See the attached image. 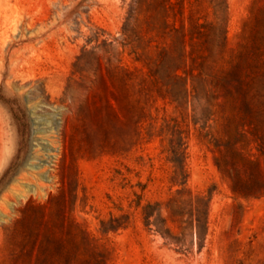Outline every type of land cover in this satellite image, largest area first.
Here are the masks:
<instances>
[{
    "label": "rangeland",
    "instance_id": "374dc122",
    "mask_svg": "<svg viewBox=\"0 0 264 264\" xmlns=\"http://www.w3.org/2000/svg\"><path fill=\"white\" fill-rule=\"evenodd\" d=\"M0 264H264V0H0Z\"/></svg>",
    "mask_w": 264,
    "mask_h": 264
}]
</instances>
